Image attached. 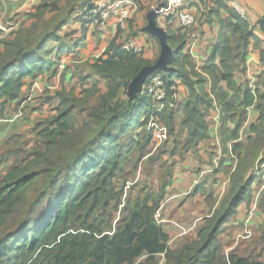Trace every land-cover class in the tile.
I'll return each mask as SVG.
<instances>
[{
  "label": "trees",
  "instance_id": "obj_1",
  "mask_svg": "<svg viewBox=\"0 0 264 264\" xmlns=\"http://www.w3.org/2000/svg\"><path fill=\"white\" fill-rule=\"evenodd\" d=\"M98 1L40 0L34 7L25 8L30 25L19 26L9 38L0 40V119L9 102L18 100L16 106L21 105L19 89L26 79L54 70L57 60L53 55L60 59L73 31H66L70 21H80L84 33V18H89ZM188 1L213 2L209 13L218 15L223 10L228 17L219 19L218 41L201 71L190 60L184 33V40L174 49L170 70L160 72L166 99L174 97L176 80L187 87L188 96L181 105L176 101L175 107L166 106L153 116L166 126L168 137L174 136L178 127L175 116L182 109L179 126L187 130V137L180 152L178 137L174 139L169 153L174 161L161 175L157 189L148 191L146 185L133 196L129 188L125 191V184H115L124 177L128 165L138 169L154 160L153 153L145 161L143 157L154 146V133L147 129V123L156 104L140 93L131 100L126 97L130 81L152 63L138 53L121 49L114 41L107 47L105 58L89 65L107 86L97 106H89L90 98L99 91L97 83L83 89L82 98H64L61 91L57 92L60 108L51 119L33 124L34 145L30 151L18 158L22 154L19 145H25L22 137L8 145L6 154H12L13 162L8 161L12 163L0 179V264H159L161 256L164 264H264L255 255V247L250 252L226 253L219 241L239 206L247 203L251 208L253 185L259 179L255 166L264 163V90H241L235 80V73L246 69L254 25L241 17L229 0ZM167 34L171 46L172 37ZM85 78L80 76L82 84ZM262 85L264 89V80ZM43 93L32 102L41 99ZM214 102L223 115L222 155L218 169L212 173L231 166L234 157L237 165L229 189L220 199H213L212 189L206 193L211 210L196 228L195 239L172 249L154 215L172 183L175 155L180 153L182 157L208 138L206 118ZM252 105L259 117L246 130L245 144L238 141L239 133L247 120L245 108ZM77 110L87 112L80 127L75 124ZM138 129L144 130L143 136L138 133L127 137ZM199 187L189 196L197 194ZM256 208L264 215V192ZM258 231L260 241L264 240V221Z\"/></svg>",
  "mask_w": 264,
  "mask_h": 264
},
{
  "label": "crops",
  "instance_id": "obj_2",
  "mask_svg": "<svg viewBox=\"0 0 264 264\" xmlns=\"http://www.w3.org/2000/svg\"><path fill=\"white\" fill-rule=\"evenodd\" d=\"M129 1L131 3V15L120 29L116 28L118 22L117 15H112L103 26L94 25L85 17L84 23H86V29H84V33L80 21H70L66 31H73L69 32L71 36L65 41L67 46L64 54L59 57L60 59H57L53 55V60H57L54 70H46L36 79H26L24 86L19 89L20 99L22 100L26 96L28 87L33 82L38 81L43 88V92L47 95H42L43 97L38 100L39 102L28 103L25 110L23 109V112L26 111L25 116L23 115L21 118H16V113L19 110L17 107L16 111V105L20 102L18 100L9 102L2 110L3 118L0 119V138L6 139L8 145H14V141L23 136L25 144L29 143L32 146L34 144L33 124L38 118H43L50 114L48 107L52 104L48 103L50 102L49 97L65 89V87H69L70 89L74 84L80 85L82 83L80 76L86 77L84 82L87 84L93 80L100 81L98 75L89 68V65L94 63L96 59L105 58L107 47L114 41L121 49L137 47L140 49L139 54L142 55L144 60L151 63L156 61L160 55L161 48L159 41L144 31L147 25V14L152 7L166 5L171 0ZM185 1L190 11L196 16V23L192 27L195 36V51L191 54L190 60L195 68L201 71L211 49L218 41L220 33L219 19H225L228 15L223 10H219L218 15L209 13L210 8L214 7L213 2L210 1H205V3ZM234 1H237L243 7L250 23L254 25L255 36L249 45L246 69L243 73H235V80L241 90L247 87L253 93L255 91L262 93L264 90L262 85V81L264 80V0ZM4 21L16 23L18 27L30 25L31 20L28 18L23 0H0V23ZM157 22L172 37L171 46L174 50L184 40L185 31H180L178 27H166L165 19L159 16L157 17ZM76 43L78 44L74 46ZM207 87L209 89L210 85ZM175 89L174 97L179 105H181L188 96V89L179 80L175 82ZM245 111L247 113V120L239 133L238 141L248 144L246 130L250 124L257 123L259 112L255 109V105L245 108ZM8 113L11 115L5 116ZM183 114L184 111L180 109L175 116L177 129L181 131L177 140L179 152L187 137V130L180 129L179 126ZM222 118L223 115L220 108L214 102L206 118L209 127L208 138L200 142L196 148L186 151L182 157L178 153L175 155L172 183L167 188L165 198L162 201L161 216L163 219L187 223H194L197 219L199 221L198 227L202 219L211 210L207 202L208 194L206 193L212 189L213 198L218 197L220 199L228 191L230 176L236 167V157L229 163L231 166H225L224 170L216 172L214 175L212 173L218 169L222 155V145L220 142ZM231 143H228V147L231 146ZM211 180L212 183L210 182ZM203 183L204 185H202ZM196 186H200L201 190L194 196H189ZM263 189L264 181L259 178L253 187L251 208L247 203L241 204L236 215L225 224V230L220 234L219 241L224 246L226 253L234 250L243 253V251L250 252L255 249L251 247L249 242L247 244L243 241V243L239 242V238L245 233L247 228L252 232L253 227L259 228L264 221V215L255 207L251 220L246 223L247 211L249 208L250 210L253 209ZM217 205L218 203L216 202L215 207ZM159 225H162L168 235V246L172 249L178 248L185 241L195 239L196 237V229H193L194 231L192 230L188 236H181L179 231L170 224ZM248 239L250 238L246 240Z\"/></svg>",
  "mask_w": 264,
  "mask_h": 264
},
{
  "label": "built area",
  "instance_id": "obj_3",
  "mask_svg": "<svg viewBox=\"0 0 264 264\" xmlns=\"http://www.w3.org/2000/svg\"><path fill=\"white\" fill-rule=\"evenodd\" d=\"M25 8L34 7L39 3L40 0H23ZM230 6L243 17L246 21L250 22L246 12L243 7L237 1H230ZM156 10L158 16L160 18L165 19V26L170 28L173 26L178 27V29H182L186 33V51L191 55L195 51V36L192 32H189L192 27L196 23L195 14L190 11L187 6V2L185 0H171L166 5H161L159 7H152L151 10ZM131 3L129 0H99L97 2L96 7L89 13L88 20L91 21L92 24L97 26H103L107 23L108 19L112 15H117L118 22L116 24V28L120 29L125 22L130 18L131 15ZM17 29V24L11 21H4L0 23V40L6 39L11 36V34ZM126 49V48H125ZM126 50L132 51L134 53L140 52V49L137 47L127 48ZM43 93V88L40 86L38 82H33L27 89V94L19 106V110L16 113V118L22 116L24 105L34 101L35 97L39 94ZM167 90L165 86V82L160 72H154L149 75L144 84L141 87L140 94H144L149 96L153 102L156 104L155 109L150 114L151 117L147 123V129L153 131V141L154 146L153 150H155L158 146H160L164 141L168 139V130L166 126L160 124L156 118H154V114L160 112L164 109V107H175L176 99L173 97L172 99H166ZM262 168H264V163L262 164ZM264 177V175H263ZM129 188V186H127ZM163 205L159 207L154 215V219L158 224H170L172 227L176 228L179 231L181 236H187L193 227H185L177 223L176 221H170L163 219L161 216V210ZM256 207V203L252 210L249 211L248 216L246 218V223H248L252 216L253 211ZM246 236L250 233L248 229L245 231ZM245 238V237H244Z\"/></svg>",
  "mask_w": 264,
  "mask_h": 264
},
{
  "label": "rangeland",
  "instance_id": "obj_4",
  "mask_svg": "<svg viewBox=\"0 0 264 264\" xmlns=\"http://www.w3.org/2000/svg\"><path fill=\"white\" fill-rule=\"evenodd\" d=\"M73 1L78 3L81 0H73ZM173 27H176V26H173ZM17 28H18V26H17ZM192 30L193 29H191L189 32L193 33ZM50 46L54 47L55 43H51ZM95 83H97L99 91L96 94H94V96H92L90 98L89 106L90 107L91 106H97V104L99 102V97L106 94V92H107L106 83L104 81H101V80L100 81L93 80V81L89 82L88 84L85 82H84V84L80 83V85L74 84L73 87H71L70 89H69V87H65V89L60 90L61 93H63L60 96L64 97V98L69 97L70 99L73 97L82 98V96H83V94L81 93L82 90L93 88L92 85ZM78 90H80V91L78 92ZM43 95H47V94H45V92H44ZM44 98H46V97H44ZM49 98H50V102H48V103L52 104L51 106L48 107V109H50V111H49L50 114L46 117L38 118L36 120V122L42 121V120L46 121L48 119H51V117H53L54 115L57 114L58 109L60 108L59 98H58L57 94H54L53 96H50ZM26 105H28V104H26ZM26 105H24V110H25ZM17 107L18 106H16V110H17ZM25 112L22 113L21 117H23V115L25 116ZM8 115H11V114L8 113L5 116H8ZM74 115H75V124L77 127H80L82 125L83 121L85 120V117L87 116V112H81V111L77 110V111H75ZM21 117H19V118H21ZM176 131H177V135L176 134L174 136L170 135L168 137L167 141L162 146H160L158 149L153 150V147H152V150H150L149 148L147 149L146 153H148V154L143 157L144 161L150 153L154 154L153 155V157H154L153 161H151L149 163L144 162V164H142L138 169L136 168L137 171H136V169H132L133 166L128 165L126 168V172H125L124 177H121L118 180H116V183H115L116 186L118 187L122 184H125V187H124L125 191L128 189L127 186H129V189L127 191L132 192L133 196L136 195L139 192V190L142 189L143 187H145L146 185L149 187L148 191L156 190L159 183H160L161 175L165 174L166 169H168L167 166L170 165L174 161V159L170 157L169 153L173 149L174 139L176 137H179V135L181 133V131L178 129ZM131 133L132 132L130 131L128 136H127L128 138L130 136H136V134H138V133H139V135L143 136L145 132L143 129H138L135 131V133L134 132L132 134ZM21 137H22L21 141L22 142L25 141L23 136H21ZM21 141H19V143H22ZM33 145L30 146L29 143L25 144V145L20 144L19 146H21L22 154H20L18 156V158L26 155V153H28L30 151V149L33 147ZM8 149H10V146H8L7 140L0 138V179L7 172L9 164H11L13 162L12 160H10V158H12V157H10V155H12V154H10V155L6 154ZM178 154L181 155L180 153H178ZM5 158H6V160L4 161L3 159H5ZM13 159H15V157ZM8 161H12V162L8 163ZM235 165H237V160L235 162ZM254 173L258 176V178H260L264 181V177H263L264 168H262V164L255 166ZM212 180L210 181L211 183H212ZM213 182H214V180H213ZM255 184H256V181H255ZM254 185H253V187H254ZM262 192H264V189L262 190ZM213 199H215V198H213ZM208 216H209V214L206 217H208ZM176 222L182 226H185V227H193L194 226V228H193L194 230L197 228V225L199 224V221L197 219L195 220L194 223H187V222H181V221H176ZM258 229L259 228L256 229L253 227L252 232L249 231V229H248L250 234L248 236H246V234L243 233L242 236L239 238V242H241V243L245 242V244H247V242L251 243V247H255L257 250L255 252V255H259L262 258V260H264V240L260 241L261 236H260ZM247 238H250V239L246 240ZM163 262L164 261L162 260V256L159 257V264H163Z\"/></svg>",
  "mask_w": 264,
  "mask_h": 264
},
{
  "label": "water",
  "instance_id": "obj_5",
  "mask_svg": "<svg viewBox=\"0 0 264 264\" xmlns=\"http://www.w3.org/2000/svg\"><path fill=\"white\" fill-rule=\"evenodd\" d=\"M158 14L156 10H150L147 14V25L144 31L150 36L156 38L160 44V55L156 61L150 65L144 66L130 81L126 90V97L134 99L141 91L146 78L154 72H168L170 63L175 50L168 43V34L165 28L161 27L157 22Z\"/></svg>",
  "mask_w": 264,
  "mask_h": 264
},
{
  "label": "clouds",
  "instance_id": "obj_6",
  "mask_svg": "<svg viewBox=\"0 0 264 264\" xmlns=\"http://www.w3.org/2000/svg\"><path fill=\"white\" fill-rule=\"evenodd\" d=\"M88 20V19H87ZM250 23V22H249ZM157 72H160V71H157ZM35 82H38V81H35ZM24 100V99H23ZM18 112V111H17ZM157 223V222H156Z\"/></svg>",
  "mask_w": 264,
  "mask_h": 264
}]
</instances>
